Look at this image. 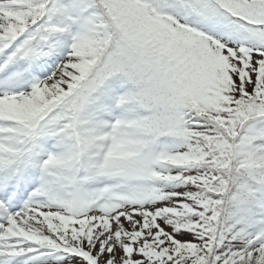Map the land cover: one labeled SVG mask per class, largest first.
Masks as SVG:
<instances>
[{"label": "snow or ice", "instance_id": "snow-or-ice-1", "mask_svg": "<svg viewBox=\"0 0 264 264\" xmlns=\"http://www.w3.org/2000/svg\"><path fill=\"white\" fill-rule=\"evenodd\" d=\"M0 264H264V0H0Z\"/></svg>", "mask_w": 264, "mask_h": 264}]
</instances>
